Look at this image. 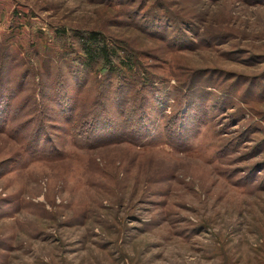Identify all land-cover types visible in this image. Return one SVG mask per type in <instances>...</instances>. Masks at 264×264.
<instances>
[{
  "label": "rangeland",
  "instance_id": "1",
  "mask_svg": "<svg viewBox=\"0 0 264 264\" xmlns=\"http://www.w3.org/2000/svg\"><path fill=\"white\" fill-rule=\"evenodd\" d=\"M91 32L149 78L133 136ZM0 70V264H264V0H0Z\"/></svg>",
  "mask_w": 264,
  "mask_h": 264
},
{
  "label": "trees",
  "instance_id": "2",
  "mask_svg": "<svg viewBox=\"0 0 264 264\" xmlns=\"http://www.w3.org/2000/svg\"><path fill=\"white\" fill-rule=\"evenodd\" d=\"M77 45H78V49H79V53H80V63H81V68H84L83 71H81L79 74L76 72L72 73V71L70 72L71 77H75L77 75H87V73L89 74L90 70L91 73L95 70H99L100 73L106 72L109 75L115 74V72H119V74H116L118 76V83L120 84V86L116 87V91L118 90V92H120V90H123V87H127V86H131L132 84L134 86H138L139 88H143V89H139L138 91H135L136 95H133L135 100H138L137 102L139 103V106L137 105V110L134 113L135 115H133L135 117L134 122L130 124L131 127V134L130 135H134L135 132L137 133V131H134V123H140V122H144L146 119V109L145 107H142V104L145 103L144 98H142L141 94L143 91H147L149 92V88L151 87L150 81L148 80L149 78H138V74H130V75H125L124 71V67H125V63L119 62L117 64L116 62V55L113 52L112 49H110L107 46L106 40L99 35L98 33H88L85 35H78L77 38ZM75 52V51H74ZM63 57V55L60 57V61L61 58ZM67 61V60H66ZM78 60H74L73 62L77 64ZM61 65L63 67L64 63H61ZM99 65V66H98ZM95 66L100 67V69H94ZM46 69V68H45ZM49 70V68H48ZM74 70V69H72ZM119 70V71H117ZM59 74L57 75L58 78L56 77L55 79V87H56V95H57V102L59 105L63 104L62 102H64L66 100V96L65 93H63V89L65 86L64 80H63V74L61 73V70H59ZM146 74L147 73L146 71ZM137 75V76H136ZM152 76V75H151ZM120 77V78H119ZM71 78V79H72ZM74 81H77L75 78L73 79ZM3 80L1 78V70H0V95L1 92L3 90L2 86H3ZM182 87V86H180ZM100 84L98 86V92L100 89ZM120 88V89H119ZM128 88V87H127ZM130 88V87H129ZM145 88V89H144ZM130 90V89H128ZM133 92V91H132ZM101 94H102V90H101ZM188 97V96H187ZM186 97V95H181L179 101L180 103H186V101L188 102V98ZM1 98V96H0ZM96 99L94 98L93 102H92V107L88 109L86 108L84 111V116H82V119L79 123H76V126H78V129L80 128H84L80 131L78 134L84 136L86 139H94V133L96 132L97 128H99L101 126V124L103 123L102 120H104L106 117L104 116V110H103V106L102 103H96L95 102ZM126 101V99L124 100V102ZM193 107H195L194 109L192 108V112H194L195 110L197 111V109H199V105H192ZM142 107V108H141ZM78 106H74L69 107V109H67L69 112L72 111L71 115H69L67 118V120L65 121L67 124H72L74 122V114L77 111ZM74 113V114H73ZM123 111L121 113H119V115L121 116V118L124 116L122 115ZM2 114V113H1ZM38 115V114H36ZM39 121H40V116H39ZM149 121V120H148ZM7 117L5 115L0 117V129H2L5 125H7ZM86 127V129H85ZM87 130V131H84ZM151 127H147L146 126V131L143 133L141 131L140 135L146 134L151 132ZM170 129L168 131V133H170ZM149 135V134H147ZM146 135V136H147ZM126 138V137H125ZM93 143L97 144L98 142L94 139L92 140ZM30 150V149H28ZM37 150V149H36ZM31 151V150H30ZM31 152H37V151H31Z\"/></svg>",
  "mask_w": 264,
  "mask_h": 264
}]
</instances>
